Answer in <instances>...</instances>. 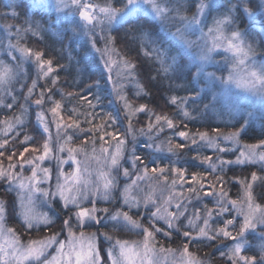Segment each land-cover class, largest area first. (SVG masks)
Segmentation results:
<instances>
[{
  "label": "trees",
  "instance_id": "trees-1",
  "mask_svg": "<svg viewBox=\"0 0 264 264\" xmlns=\"http://www.w3.org/2000/svg\"><path fill=\"white\" fill-rule=\"evenodd\" d=\"M29 1L0 0V75L4 71L3 66L11 67L15 73L10 83L6 82L0 86L2 98L0 143L8 140L5 148L0 149V152H3V155H0V171L14 177L26 172L31 173V168L40 160L39 157L44 155L43 146L46 141L50 148L48 154L53 152L55 157L65 159L74 155L101 153L110 149L116 138L126 140L123 141L124 154L114 172L115 183L112 190L107 199L95 202L96 209L101 210L95 213L100 222L91 226L76 227L73 215L76 209L70 207L71 211L65 210L58 198H50L47 212L54 223L27 228L18 216L17 195L13 190H8L9 181L0 178V201L6 205V215L13 224L12 230L18 239L27 244L30 241L48 239L53 234H61L59 240H62L66 237V229L61 232L62 222L69 215H73V229L80 233L95 234L102 264H110L108 249L113 247L117 240L140 243L142 239V235L131 232V229L122 228L111 219L114 213L122 211L127 212L131 220L139 223L143 229L151 231L153 243L162 251L183 252L187 247V252L200 264H233L237 259L231 252L235 241L222 235L216 239L210 237L225 226V220L233 218L235 227L228 226V230L233 236L237 235L244 216L230 203L224 204L228 211L221 214L217 201L221 200L220 193L224 192L227 201H236V205H239L248 196L246 192L247 185L252 183L251 174L255 172L257 177L261 178L264 172L256 165H231L215 169L212 161L217 156V151L210 150L200 143L199 135L238 132L246 119H234L226 115L219 103H214L211 98L204 95L196 103L189 102L192 108L187 109L189 113L187 117L184 114L180 115L181 111L179 112L177 105L180 102L179 98L189 96L194 88L198 91V86L186 69L184 59L180 64L183 65L182 68L173 67L167 75L162 71L161 64L152 50L161 46L155 33L157 31H160L161 35L163 33L160 24L146 15L133 17L116 28L112 27V31L107 27L103 29L105 41L112 40L111 44H114L116 53L123 63L129 67L134 65V68L130 67L132 74L128 79H123L125 82L128 80L129 86L122 87L128 101L138 108L141 105L145 106V111L140 113L137 120L129 119L121 107V102L113 96L115 76L112 68L104 67L98 53L88 48V41L78 35L80 28L77 27L75 35L71 34L72 31H64L66 28L76 27L79 20L77 19L78 21L71 26L69 24L57 26L54 15L40 10L30 11ZM93 1L100 4L109 2ZM166 3L170 6L167 0ZM256 4V0H252L253 8ZM190 5L183 6L180 1L177 11L182 16H187L192 11ZM13 11L19 13L18 18H13ZM173 16L174 12L168 16V25L173 24ZM26 18L40 22L42 27L37 34L34 35L33 31H24L28 27L25 24ZM249 27L248 20L240 22L241 30ZM52 31H56L58 37L53 38ZM253 37L260 42L257 51L261 54H258L259 57L264 58L263 33L255 30ZM153 40L157 43L153 44ZM98 41L100 44L101 41L99 39ZM10 44L14 47L10 48ZM163 46L168 48L167 43ZM19 48L42 52L44 60L52 61L53 71L47 77L38 75L34 57L32 59L22 57ZM9 50L16 57L14 61L8 54ZM146 51L152 54L146 55ZM173 53L174 49L169 55ZM33 80L37 83L29 96L28 89L32 87ZM41 92L45 97L42 108L34 103L40 98ZM174 96L179 101L176 104L171 103ZM57 101L60 108L57 110L58 114L53 116L50 109L55 107L54 102ZM8 104L13 107L9 109L6 107ZM205 105H208L207 109ZM41 111L45 114L48 132H44L43 125L38 123L37 114ZM200 111L203 112L196 115ZM156 116H167L172 120L173 127L169 128L163 120L158 123ZM127 117L129 121L126 123ZM226 117L229 122H226ZM125 123L129 126L128 130L125 129ZM57 124L60 128H57ZM9 125L12 126L11 131L8 130ZM180 132L187 133V137H181ZM25 136L32 139L24 143ZM69 137L71 139H68ZM193 139L196 141L195 144ZM261 140H264V120L250 122L247 129L240 132V141L244 145H258ZM25 147L28 151L21 157L20 153ZM9 156H12V159H9ZM133 156L140 157L143 163L137 161L134 168ZM222 157L232 159L225 153ZM48 163L47 161L46 164ZM11 165L16 167L13 168ZM144 165H147L146 171ZM153 167L157 169L155 172L152 171ZM125 168L128 169V176L123 174ZM193 174L196 175L195 180L192 179ZM260 182L263 183L255 186L251 197L256 205L264 208V180ZM164 188L174 191L177 195L176 206L171 212L179 215L178 219H170L174 226L172 229L161 220L151 219L152 213L156 211L157 202L147 204L153 191ZM126 198L129 202L140 200L146 204L138 203V206L126 204ZM92 206V203H88L85 207L90 209ZM102 209H108L107 213ZM150 224L154 227H149ZM201 228L205 229L206 236L200 235ZM186 231L190 233L189 237L183 235ZM106 236L111 239H106ZM245 239L251 248L243 251L241 255L256 256L259 259L260 245L264 244V240H261L258 234L251 233H248Z\"/></svg>",
  "mask_w": 264,
  "mask_h": 264
},
{
  "label": "snow or ice",
  "instance_id": "snow-or-ice-1",
  "mask_svg": "<svg viewBox=\"0 0 264 264\" xmlns=\"http://www.w3.org/2000/svg\"><path fill=\"white\" fill-rule=\"evenodd\" d=\"M97 6L93 5L90 0H32L31 5L29 6L30 11H44V12H55L56 18H55V24L59 26L60 23H67L69 25H72L73 23H76L75 21L71 20L70 17H73L78 12L79 20L82 23H78L76 27H69L64 29V31H72L73 34H76L77 27L80 28L85 36H88L89 32H91L95 26L96 23H102V21H99L97 19ZM220 9H223L222 12H220ZM170 11H173V9H170L166 6V0H123L122 6L120 8H113L110 5L105 7H99L98 12L100 14H103L104 18L111 24L114 22L122 21L127 17H133L139 15V13H146L149 16H152L155 20L160 22L161 30H163V35H161L160 31H157L155 33L156 37L159 38L160 47L153 48L152 53L155 54L157 61L161 64L162 71L167 75V73L173 68V67H183V65L179 64V61L184 59V53L185 51H191L193 45L196 42L190 41L185 39V32H199L200 37L204 38L205 33L203 32V28L201 25L204 23V20L207 19L209 15H211L213 12H219L218 16L213 17V27L208 28L207 35H211L214 37L211 47L207 45V41L205 40L204 44L201 45V51L198 53H195L194 55L198 56V63H193L189 66L188 71H191V67L196 68V72L193 75V80L196 82V84H199V79L202 77L206 81V88L208 92H213V86L219 84L223 88V94L218 95L213 92L212 99L216 103H222V105H226L233 109H239L243 104L244 100L239 96V94L235 93L231 89V85L235 84L236 87H243L246 91L252 92L254 94L260 95L261 97H264V65L257 66L254 63V46L252 43H250V40H254L255 38L251 35V32L249 28H245L244 30H241L240 28V22H243L244 20H248L249 23H253L255 21V18L257 16L264 17V0H259V2L255 5V8H253L252 0H228L227 5H224L220 2V0H197L196 3V13L193 15L191 19H188L185 16H180L177 12L176 17H172V19H179L183 27L177 28L176 32H169L164 30V21L168 18V13ZM7 15V13H5ZM27 17V12L25 13ZM13 18H18L19 13L13 11L12 12ZM94 21L96 23H94ZM25 24L28 25L27 28L24 29V31H33V34H37V32L41 29V24L39 21H33L31 18H26ZM51 26V24H50ZM261 30H264V24H261ZM20 29H17V32H19ZM170 41H179L182 47L175 48V54L169 55L170 52H172L175 45L172 47H164L163 45L166 43H169ZM71 43V41H70ZM90 43L93 48H95L96 41L94 37H90ZM153 44L157 43L156 40L152 41ZM226 45V47H225ZM9 47H14L11 44ZM225 52L231 53V58L233 60L232 67L228 70L227 77L224 76H217L215 72H208L206 71L207 65L211 62V53L214 51H217L218 49L222 48ZM21 56L31 59L34 57L35 62L38 67V75H43L44 77H47L49 73L53 71L52 68V61L44 60L43 59V53L40 51L33 52L29 48H19L18 49ZM99 51V49H96ZM152 53H148L146 51V55H151ZM11 59L14 61L16 59L15 56H11ZM168 61H171V63H168ZM251 65V67H249ZM134 68L133 66H130ZM3 74L0 75V86H3L6 82L10 83L12 78L14 77L15 73L11 67L3 66ZM217 71H224L223 67H218ZM243 73V75H241ZM36 80H33L32 87L28 89L29 96L32 94L34 88L36 87ZM55 83V81H53ZM259 84L260 87L257 88L256 85ZM50 91V89H49ZM205 92V88H200L198 91L196 88L192 90V93L184 98H179L180 103L186 105L188 102L196 103L199 100H201L202 93ZM119 95V93H118ZM28 97H26L27 99ZM49 99H51L49 97ZM122 100H124L125 105H127L126 98L121 97ZM177 97L171 98V103L176 104L177 103ZM44 93L41 92L40 98L35 100V104L38 107L43 106L44 104ZM97 101L99 102V97H97ZM0 102H2V98H0ZM55 107H52L50 111L52 112L53 116H56L58 114V109L60 108V103L54 102ZM9 109L13 107V105L8 104L6 105ZM205 108H208V105H205ZM23 110V109H22ZM138 111H145V106L141 105V107L138 109ZM184 116H188L189 113L186 110H183ZM251 116L252 114L249 113ZM156 121L159 123L161 120H163L169 128L173 127V122L171 119H169L167 116L161 117L156 116ZM19 120V118H17ZM37 120L39 124L43 125V131L48 132L49 127L48 123L45 120V114L43 111L39 112L37 114ZM115 121V118H113V122ZM248 127V121L245 120V123L241 126L240 130L236 133H232L229 136L225 137V139H232L235 140L239 135L240 132H243ZM57 128H60V125L57 124ZM9 131L12 130V126L9 125ZM149 130H151V125H149ZM179 135L181 137H187V133L180 132ZM206 138V134H200V139L203 140ZM30 139H32L29 136L24 137V143H27ZM68 139H71L69 137ZM103 139V137H101ZM193 143L195 144L196 141L193 139ZM213 141L209 139V144H212ZM8 144V140L5 139L2 143H0V149L5 148V145ZM182 147V145H180ZM264 146V140H261L258 145H252V146H246L250 148H259ZM44 155L40 156L39 159L42 161L45 159V157L48 155V152L50 151L49 143L46 141L44 144ZM35 151V149H33ZM63 150L62 148L60 149ZM218 151H225V149L217 148ZM28 148L25 147L23 152L20 153V156L23 157L24 152H27ZM0 155H3V152H0ZM245 154L241 153V157H243ZM241 157H237L236 161H220V164H227V163H237V164H243L245 163V159H241ZM9 159H12V156H9ZM206 160L210 158H205ZM248 162H255L256 156L249 152ZM258 159L261 162H264V154H260ZM140 161V163H143L140 157L133 156V167H136V162ZM111 163L113 166L118 165V160L116 157H112ZM152 163H155V161H152ZM11 167L15 168L16 165H11ZM23 167V165H21ZM145 171L147 170V165H144ZM157 169L153 167L152 171L155 172ZM45 176H48V170L45 169ZM123 174L125 176L129 175L128 169L123 170ZM36 169H32V179L36 178ZM0 178L6 179L9 181V191L13 190L12 184L14 181H21L20 177H14L11 174L4 173L0 171ZM193 180L196 179V175L193 174L192 177ZM258 179L257 174L253 172L251 174V180L252 182H255ZM115 183L114 180L109 179L104 184V190H105V198H107V191L108 189ZM133 184H135V181H133ZM19 188H24L25 185L23 182L18 183ZM252 187L251 183L247 185V188L250 190ZM59 188V184H58ZM128 191V187H125V192ZM43 195H55L54 193L44 192ZM60 199L63 201V208L65 210L71 211L70 205L72 208H75L76 211L73 213L75 220H76V227L82 228L85 226L86 221H95L96 223H99V218L95 215L98 210L95 207V201L92 200L90 203H92V208H86L81 206L79 201L81 199H86V196L83 192H80L77 196H65L63 190L59 191ZM211 195L212 193H207ZM226 194L224 192L220 193L221 200L217 201V204L220 205L221 208V214L223 212H227V207H224L225 203H230L234 208L236 207V201H225L223 200V197ZM249 197V203L248 208L249 211L247 214L244 215L242 223L239 225V231L237 235L233 236L232 233L228 230V226L235 227V218L228 219L224 221V227L221 228L216 235L210 237V239H216L218 236L222 235L224 237L230 238L233 241H235L231 252L232 254L237 257L235 261H233V264H264V244L260 245V256L259 259H257L256 256H245L241 255V253L247 249L251 248V245L248 244V242L245 239V234L249 231H255L257 226L264 227V208H261L260 205L253 206L251 202V191L248 193ZM125 203H132L138 206V202L133 200L129 202V200L126 198ZM20 207L23 208V203L20 204ZM179 209V205L177 206ZM15 210V207L13 208ZM6 205L3 201H0V234H3L5 231L4 228V217L6 215ZM105 213H107L108 209H102ZM160 209L157 208L155 212L152 213L151 219L156 220L161 217H159ZM259 212V216H256L255 213ZM211 213L209 212V215ZM21 215L24 216V221L26 223V227L31 229L34 225L32 222V218L27 216L24 213H21ZM73 215H69L67 219H64L62 222V228L61 232L64 231V229H68L69 234L71 236H75V233L72 231L73 224ZM179 213H173L172 218L178 219ZM123 218L124 221H127L134 226H136V222L132 221L129 217L127 212L117 211L111 216V219L113 221H116L119 223L120 219ZM163 219L166 220L168 224V228L172 229L174 226L171 223V220L169 217H163ZM205 225H207V220L204 221ZM44 223H54V221H50L47 217L44 218ZM191 223V221L189 222ZM149 227H154L153 224H150ZM178 228V225L176 226ZM156 231H160V229H155ZM9 233H12V229H7ZM144 234L146 237L152 236V232L148 229H144ZM167 234V233H166ZM59 234H53L51 237L46 239L45 241H30L27 246L18 244V238H14V240L11 242L13 244H16L17 246L13 249L12 255L15 258V264H27V262H33V264H52V261L56 260V257H52V261L48 260L45 256V251L48 247L53 245H58L57 251L60 252L65 248V241L58 239ZM183 235L185 237H189V232H184ZM200 235L206 236L207 233L204 228L200 229ZM81 236H83V233H81ZM106 239H111V237L106 236ZM95 239V234H93L92 237H89V244L87 251H84L83 248L81 250L73 249V252L75 253V260L74 264H99L100 257H99V250L95 247L93 243H91L92 240ZM261 240H264V233L260 236ZM38 245V246H37ZM119 247L120 253L119 257L114 255V248ZM128 247L127 242H121L119 240L116 241V244L113 247H110L108 249V259L111 261V264H121L120 257L125 256V250ZM147 247V245H145ZM185 252L187 251V247H185ZM2 251V249H0ZM67 264H73L72 254L69 253Z\"/></svg>",
  "mask_w": 264,
  "mask_h": 264
},
{
  "label": "rangeland",
  "instance_id": "rangeland-1",
  "mask_svg": "<svg viewBox=\"0 0 264 264\" xmlns=\"http://www.w3.org/2000/svg\"><path fill=\"white\" fill-rule=\"evenodd\" d=\"M168 4L171 6H168L166 3V6L170 9H173V11H170L168 13V16L171 15L174 12V16H177V10L179 8L180 1L182 2L183 6H188V4H191L190 7L192 8L191 14H188V19H191L193 15L196 13V3L197 0H167ZM90 2L97 6V19L99 21H102V23H96L95 28L89 32L88 36H85L83 31L80 29L78 35L83 36L85 40L88 41V48L93 51L97 52L99 59H101L104 67H110L112 68V71L115 76V82L112 88L113 90V96L115 99H118L121 104L122 108H124L126 112V116L129 117V119H135L137 120L140 113L142 111H138V107H135L124 95L123 87L122 86H129L128 80L125 82L123 81L124 78L128 79V76H130L131 68L127 66L125 63H123L122 59L118 57L119 55L116 53V49L114 47V44H111L112 40L105 41V36L103 33L104 28H108V30L112 31V27L116 28V26L128 21L129 19L136 17H127L122 21L109 23L103 16V14H100L98 12L99 7H105V6H111L113 8H120L122 6L123 0H109L107 3H97L93 0H90ZM220 2L224 5H227L228 0H220ZM258 3L259 0H256ZM30 5L32 3V0L29 1ZM118 3V4H117ZM188 9V7H187ZM186 9V11H187ZM223 9H220V12H222ZM48 13V12H47ZM179 13V12H178ZM49 15H54L56 17V13L53 11L49 13ZM139 15H146L150 17L152 20H154L156 23L160 24L159 21L155 20L152 16H149L146 13H139ZM180 16H182L179 13ZM219 12H213L211 15L207 17L206 20H204V23L201 25L203 28V32L206 34L204 38L200 37L199 32H185V39L196 42L191 51H185L184 53V60L186 63V69L189 68V66L193 63H198V56L194 55L195 53H198L201 51V45L204 44L205 40L207 41V45L211 47L214 37L211 35H207L208 28L213 27V17L218 16ZM73 21L79 20L78 12L75 16L70 17ZM78 19V20H77ZM168 19V18H167ZM167 19L164 21V30L169 32H176V29L182 28L183 24L179 19H173V24L168 25ZM249 22V21H248ZM77 23H82L80 20ZM60 24H67V23H60ZM59 24V25H60ZM250 24V23H249ZM261 24H264V17L257 16L255 18V21L250 24L249 30L251 32V35L253 36V32L255 30H258L260 33H263L264 30H261ZM68 25V24H67ZM73 25V24H72ZM71 26V25H70ZM54 36L53 38L58 37L57 32L52 31ZM163 33V30H162ZM73 34V32L71 33ZM90 37H94L96 41L95 48L92 47L90 43ZM255 38V37H254ZM98 39L101 41L100 44H98ZM250 43L254 46V63L259 65H264V58L259 57L261 55L260 53H257L260 42L256 41V38L254 40H250ZM69 43V42H68ZM81 44V42L79 43ZM175 45L174 53L175 54V48H180L182 45L179 41H170L167 43L168 47H172ZM102 46V47H101ZM226 47V45H225ZM96 49H99L97 51ZM8 54L10 56H13L14 54L9 50ZM20 54V52H19ZM259 54V55H258ZM21 55V54H20ZM32 59V58H31ZM180 60L179 64H182L183 61ZM27 61V60H26ZM233 60L231 58V53L225 52L223 50V47L218 49L217 51H214L211 53V62L207 65L206 71L208 72H215L217 76H224L227 77L228 70L232 67ZM218 67H223L224 71H217ZM251 67V65H249ZM109 72H111L109 69L105 68ZM25 71V70H24ZM196 72L195 67H191V71L189 73L191 74V77ZM3 73V72H2ZM1 73V75H2ZM243 75V73H241ZM198 90L200 88H205V92L202 93L205 97H209L212 99L213 92L222 95L223 94V88L219 84L213 86V92H208L206 88V81L204 78L199 79ZM232 91L239 94V96L244 100V104L237 110L230 108L226 105L220 104L221 109L231 116L232 118L236 119H242L245 118L248 123L250 122H261L264 120V97H261L260 95L254 94L252 92L246 91L243 87H236L235 84L230 86ZM257 88L260 87L259 84L256 85ZM119 93V95H118ZM121 97L126 98L127 105H125L124 100L121 99ZM213 100V99H212ZM179 102V101H177ZM214 103H216L214 101ZM178 108L179 112L181 111L180 115H183V110L191 109L192 105L191 103H187L186 105L181 104L179 102ZM203 111L197 112L196 115H199ZM249 113L252 115L250 116ZM128 117L126 118V123L129 121ZM226 122H229V119L225 118ZM131 121V120H130ZM124 124V126L126 125ZM125 129L128 130L129 126L126 125ZM133 130V128H132ZM232 133L236 132H228V133H214L213 135H206V138L201 140L199 139V142L202 143L205 147H207L210 150L217 151V156L212 161V164L215 169H223L228 166H247V165H256L259 168H261L264 172V162H261L258 157L260 154H264V146L259 148H250L246 146H252V145H244L240 141V135L235 139H225V137L229 136ZM200 138V135H199ZM209 139L213 141L212 144H209ZM125 138H116L112 144L110 145V149L105 150L101 153H94V154H87L83 156H69L65 159H60L59 157H55L53 152L49 153L44 160H39L36 165L33 166V168L36 169V178L32 179V171L31 173H23L19 177L21 178V181L25 185L24 188H19L17 181H14L12 184L13 192L17 195L18 200V213L20 220L24 223L26 226V223L24 221V216L21 215V213L26 214L30 218H32L33 227L37 228L41 226H47L50 223L46 224L44 223V218L47 217L50 221L51 218L49 216V213L47 212V208L49 205L50 198H58L62 203L63 201L60 199L59 191L63 190L65 196H77L80 192H83L86 196V199H81L79 203L81 206L85 207L90 201L94 200L95 202L99 200H104L108 198L109 192L112 190L113 185L108 189L107 191V198H105V190H104V184L109 180H114V172L116 170V167H118L120 163V159L124 154V145L123 141H125ZM217 148L225 149V151L221 152L218 151ZM249 152L253 153L256 156L255 162H248ZM225 153L227 156H231L232 159H224L222 157V154ZM241 153H244L245 155L241 157ZM61 156V155H60ZM62 157V156H61ZM112 157H116L118 160V165L113 166L111 163ZM237 157H241V159H245V163L243 164H237V163H227V164H220V161H236ZM49 162L46 164V162ZM46 164V165H45ZM31 168V170L33 169ZM48 170V176H45L44 170ZM264 180V176L261 178H258L255 182H252L251 189L246 192L247 194L249 191H251V194L255 190V186L263 183L260 182ZM59 184V188H58ZM49 192L54 193L55 195H43L42 193ZM223 200L227 201L225 196L223 197ZM156 201L157 206L155 207V210L159 208L161 211L159 213L158 220H161L165 223L166 220L163 219V217H169V219H172V212L171 209L176 206L177 203V195L174 191H171L170 189L164 188L160 191H153L150 198L147 200V204H151L152 202ZM139 204H146L142 203L140 200L137 201ZM251 202L253 206L256 204L252 200ZM23 203V208L20 207V204ZM249 203V197H245L243 201L236 205V209L243 214L248 213ZM70 207H72L70 205ZM259 212L257 211L255 213L256 216H259ZM96 215V214H95ZM134 221V220H132ZM4 228L5 231L3 234H0V264H15V258L12 255L13 249L17 246L16 244L11 243L14 238H18L15 232L9 233L7 229H12L13 224L9 221V218L7 215L4 217ZM93 224H97L95 221H86L85 226H91ZM119 224L122 226V228L131 229V232L136 233L138 235H142V239L140 243H128V247L125 250V256L120 257L121 264H200L191 254H189L187 251L183 252H169V251H162L158 249V247L153 243L152 237H146L144 234V229L140 226L139 223L136 222V226L133 224L124 221L123 218L120 219ZM84 226V227H85ZM83 228V227H82ZM72 231L75 233V236H71L69 234L68 229H66V237L62 239V241H65V248L58 252L57 248L58 245L50 246L45 251V256L48 260L52 261V257H56L55 261H52V264H67L68 255L69 253L72 254L73 264L75 260V253L73 252V249L81 250L83 248L84 251H87L88 244H89V237H92L93 234H87L83 233V236H81L80 232H76L73 228ZM248 233L251 234H258L261 236L262 233H264V227L257 226L255 231L249 230L245 237L248 235ZM61 234L58 235V239H60ZM46 239L40 240L45 241ZM39 242V241H37ZM95 245V247L98 248V241L95 236V239L91 241ZM18 244H22L27 246V244L22 243L18 239ZM116 244V243H115ZM147 245V247H145ZM38 246V245H37ZM120 249L119 247H116L114 249V255L119 257ZM99 257L100 261L99 264H102L101 256H100V250H99ZM27 264H33V262H27ZM111 264V261H110Z\"/></svg>",
  "mask_w": 264,
  "mask_h": 264
}]
</instances>
